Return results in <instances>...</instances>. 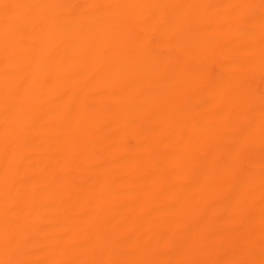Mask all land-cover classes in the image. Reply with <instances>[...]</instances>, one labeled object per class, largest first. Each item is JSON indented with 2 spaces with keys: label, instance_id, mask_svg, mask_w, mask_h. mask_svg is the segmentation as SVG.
Segmentation results:
<instances>
[{
  "label": "bare ground",
  "instance_id": "bare-ground-1",
  "mask_svg": "<svg viewBox=\"0 0 264 264\" xmlns=\"http://www.w3.org/2000/svg\"><path fill=\"white\" fill-rule=\"evenodd\" d=\"M0 264H264V0H0Z\"/></svg>",
  "mask_w": 264,
  "mask_h": 264
}]
</instances>
